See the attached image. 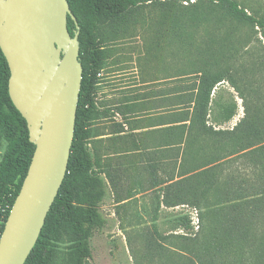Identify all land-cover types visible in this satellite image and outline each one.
I'll list each match as a JSON object with an SVG mask.
<instances>
[{
	"label": "trees",
	"instance_id": "16d2710c",
	"mask_svg": "<svg viewBox=\"0 0 264 264\" xmlns=\"http://www.w3.org/2000/svg\"><path fill=\"white\" fill-rule=\"evenodd\" d=\"M68 1L78 22L76 25L69 16L68 27L72 35L79 34V59L83 65L74 138L67 173L24 264H85L92 257L91 238L106 225L100 205L107 183L95 169L88 147L91 137L88 119L99 109L96 86L106 64L105 27L113 34H117L120 27L125 31L133 23L137 11L150 5L163 9L162 21L175 28L181 25L198 28L228 18L238 25L255 28L264 38V14L250 11L238 0ZM190 37L193 39L194 34ZM216 65L206 63L198 72L189 99L190 126L196 123L202 134L216 138L219 154L216 160L244 152L253 174L245 175L240 170L224 172L226 159L217 163L210 161L206 167L176 180L169 187H173L174 205L187 203L201 207L210 204L208 216L209 213L222 216L220 221L210 225L200 242L192 241L188 246L201 264H264V113L258 109L247 110L232 129L216 130L213 122L233 117L234 111L226 110L223 118L213 119L209 124L215 87L224 81L236 86L230 69H217ZM9 78L10 68L0 48V142L2 130L8 139V150L0 169V205L7 206L2 231L36 147L29 139L27 120L10 97ZM213 196L222 200L211 199ZM179 221L185 229L192 227L190 215L180 216Z\"/></svg>",
	"mask_w": 264,
	"mask_h": 264
},
{
	"label": "rangeland",
	"instance_id": "374dc122",
	"mask_svg": "<svg viewBox=\"0 0 264 264\" xmlns=\"http://www.w3.org/2000/svg\"><path fill=\"white\" fill-rule=\"evenodd\" d=\"M238 1L249 7L250 11L264 14V0ZM164 14L161 8L144 5L125 31L120 27L119 32L113 34L109 27L104 28L106 64L100 79L103 72H106L110 58L132 62L116 67L135 69L154 66L159 78L164 75L175 78L176 97L182 101L180 106L188 109L187 106L192 108L189 99L198 72L206 63H216L217 69H230L236 86H232L230 81H224L215 87L209 123L213 119L223 118L226 110L234 111L230 120L213 122L218 128L232 129L247 110L258 109L264 113V38L255 28L238 25L228 18H223L218 24L211 22L198 28L188 25L175 28L162 21ZM191 34H194L193 39ZM149 61L154 64H148ZM99 83L96 86V98L99 97ZM97 104L99 107V100ZM102 120L100 109L90 115L88 121L91 137V127L100 124ZM91 137L88 147L94 158L89 146ZM7 150L8 139L2 130L0 169ZM243 153L216 160L219 155L216 138L198 136L191 146L190 158L186 161L188 166L182 170L190 168L196 172L206 167L207 162L217 163L226 159L224 172L240 170L245 175H252L254 170L251 162ZM107 179L109 184L106 180V195L100 205L106 225L95 231L91 238L92 257L85 264H201L195 252L188 250V246L192 241L200 242L210 225L221 220L222 216H212L210 213L208 216L210 204H202L201 207L187 203L174 205L173 187L165 186L162 190L140 193L125 189L117 177L107 175ZM126 198L129 199L124 202ZM211 199L222 200L217 196ZM6 208L0 205L1 225ZM182 215L191 216L190 229L179 224ZM200 215L203 218L200 219Z\"/></svg>",
	"mask_w": 264,
	"mask_h": 264
},
{
	"label": "water",
	"instance_id": "95a60500",
	"mask_svg": "<svg viewBox=\"0 0 264 264\" xmlns=\"http://www.w3.org/2000/svg\"><path fill=\"white\" fill-rule=\"evenodd\" d=\"M68 0H0V48L9 94L34 154L0 236V264H24L67 173L83 79Z\"/></svg>",
	"mask_w": 264,
	"mask_h": 264
},
{
	"label": "crops",
	"instance_id": "0c3cea01",
	"mask_svg": "<svg viewBox=\"0 0 264 264\" xmlns=\"http://www.w3.org/2000/svg\"><path fill=\"white\" fill-rule=\"evenodd\" d=\"M128 63L108 60L96 98L103 120L91 127L89 146L95 168L108 184L107 175L127 190H162L192 172L182 169L188 166L191 146L205 135L198 124L190 126L192 108L180 106L174 77L159 78L154 66L116 67Z\"/></svg>",
	"mask_w": 264,
	"mask_h": 264
},
{
	"label": "built area",
	"instance_id": "2783aa9c",
	"mask_svg": "<svg viewBox=\"0 0 264 264\" xmlns=\"http://www.w3.org/2000/svg\"><path fill=\"white\" fill-rule=\"evenodd\" d=\"M99 75H101V73ZM196 222H198V220ZM1 234H2V225L0 224V236Z\"/></svg>",
	"mask_w": 264,
	"mask_h": 264
}]
</instances>
